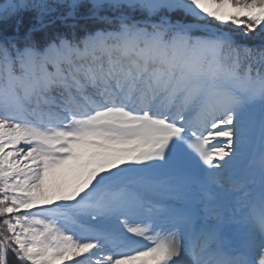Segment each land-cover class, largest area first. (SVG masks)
I'll return each mask as SVG.
<instances>
[{"label": "snow or ice", "instance_id": "1", "mask_svg": "<svg viewBox=\"0 0 264 264\" xmlns=\"http://www.w3.org/2000/svg\"><path fill=\"white\" fill-rule=\"evenodd\" d=\"M0 264H264V0H0Z\"/></svg>", "mask_w": 264, "mask_h": 264}]
</instances>
